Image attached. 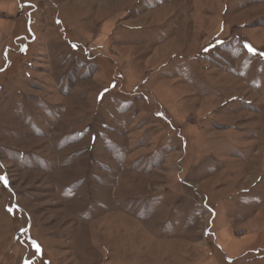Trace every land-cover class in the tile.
Returning a JSON list of instances; mask_svg holds the SVG:
<instances>
[{"label": "rangeland", "instance_id": "374dc122", "mask_svg": "<svg viewBox=\"0 0 264 264\" xmlns=\"http://www.w3.org/2000/svg\"><path fill=\"white\" fill-rule=\"evenodd\" d=\"M0 177V264H264V0H0Z\"/></svg>", "mask_w": 264, "mask_h": 264}, {"label": "snow or ice", "instance_id": "6c2138e0", "mask_svg": "<svg viewBox=\"0 0 264 264\" xmlns=\"http://www.w3.org/2000/svg\"><path fill=\"white\" fill-rule=\"evenodd\" d=\"M0 180H3L5 183L7 182L5 177H0Z\"/></svg>", "mask_w": 264, "mask_h": 264}]
</instances>
